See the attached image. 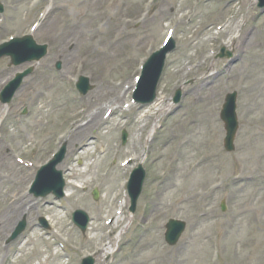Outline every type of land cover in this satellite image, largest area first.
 Returning a JSON list of instances; mask_svg holds the SVG:
<instances>
[{
    "label": "rangeland",
    "instance_id": "1",
    "mask_svg": "<svg viewBox=\"0 0 264 264\" xmlns=\"http://www.w3.org/2000/svg\"><path fill=\"white\" fill-rule=\"evenodd\" d=\"M1 1L0 44L33 33L49 53L20 66L0 59V91L18 71L35 67L12 102H0V262L80 264L90 254L96 264H264V8L258 0ZM168 35L177 47L158 86L157 97L166 102L134 104L142 62ZM223 48L234 56L217 57ZM82 74L95 85L87 95L75 86ZM206 74L212 77L203 85ZM178 88L183 96L175 104ZM234 90L240 127L235 151L227 152L220 112ZM115 101L131 108L73 142L76 121L90 120L88 105ZM63 143L67 152L57 168L75 188L68 182L70 195L60 200L27 194L35 169ZM134 155L141 159L119 166ZM140 164L146 178L131 213L124 180ZM14 196L26 199L11 205ZM78 208L91 217L85 233L71 222ZM112 209L123 212L116 227L104 222ZM39 214L50 218L51 229L37 223ZM24 215L26 231L4 245ZM169 218L187 223L175 246L164 238Z\"/></svg>",
    "mask_w": 264,
    "mask_h": 264
},
{
    "label": "water",
    "instance_id": "2",
    "mask_svg": "<svg viewBox=\"0 0 264 264\" xmlns=\"http://www.w3.org/2000/svg\"><path fill=\"white\" fill-rule=\"evenodd\" d=\"M260 6H264V0H260ZM0 10H3L2 4H0ZM175 48L174 40H171L170 44L162 49L159 52L153 54L150 59L146 62L144 66L143 76L140 80L141 88H144L146 85H149V81H152L151 86V96L150 101L153 100L155 97V89H156V82L158 81L163 65L166 54ZM48 53V45H40L31 37L25 36L22 38H16L11 42L5 43L0 47V57L4 55H10L13 59L15 64H20L26 61H33V60H40ZM230 55V54H229ZM57 68H61V63L57 64ZM32 69H28L23 73L17 74L16 78L10 82V84L5 88L4 92L2 93L3 101H9L15 91L20 87L23 79L27 76ZM79 89L83 93H87L92 86L90 84L89 78L87 77H80V80L77 84ZM236 97L237 93H231L228 95L227 103L224 106V110L222 112V118L226 123L227 129V137L225 139V146L226 148L231 151L235 149L234 139L238 129V120L236 115ZM181 98V92L178 91V94L175 98V101L178 102ZM65 153V148L58 154L56 159L51 163V165L45 166L42 168V177L37 181V184L34 188V192L36 195H46L51 190H55L58 197H62L64 195L63 188L65 182L62 177V172L57 171L55 166L63 159ZM137 182H136V189L132 192V199H133V210H135L137 198L141 192L143 178H144V171H140L137 174ZM75 218L79 225L85 229L87 222L89 221L86 213L82 210H78L75 213ZM185 222L180 220L171 219L167 224V232H166V240L168 243L174 245L177 243L179 237L181 236L182 232L185 229ZM26 227V220H23L16 232L14 233L13 238H15L21 231H23ZM93 260L89 259V262H85V264H92Z\"/></svg>",
    "mask_w": 264,
    "mask_h": 264
},
{
    "label": "bare ground",
    "instance_id": "3",
    "mask_svg": "<svg viewBox=\"0 0 264 264\" xmlns=\"http://www.w3.org/2000/svg\"><path fill=\"white\" fill-rule=\"evenodd\" d=\"M212 76H210L209 74H206L203 76V78H201V83L203 85L206 84V82H208V80L211 78ZM202 85V86H203ZM202 89V88H201ZM113 90V89H111ZM202 90H205L204 88ZM111 94V92H105L104 95H108ZM124 96V94H123ZM122 95L116 96L115 99H119L123 97ZM126 102L122 101L121 103H118L117 101L106 105V107L104 108H97L95 106H90L88 105V107L90 108V112H91V117L90 120L86 121V122H81L83 121V117L80 118V122L77 124V126L73 129V133L77 134V137L73 140V142H77L79 141V143H81L82 141L86 140L87 136L89 135V133H91V131L93 129H97L99 127H102L104 124L107 123V121L114 115L117 113L118 110H122L124 108V104ZM156 107H163V99H157L156 102H154ZM93 107V108H92ZM131 108V107H129ZM140 120V118H139ZM198 125V123H196ZM143 125H141L140 127V131L142 130ZM196 132V131H195ZM196 134H194L193 136H195ZM86 143V146H88L87 148H85V152H89L90 151V144ZM77 146V145H76ZM140 155H135L134 159H139ZM119 166H123V163H120ZM85 169L83 171H81V175H85ZM197 172L195 171V169H191L189 168V175L190 177L194 178L196 176ZM74 178V176H73ZM76 185V182H74L73 180L69 181V186L70 189H74ZM67 195H70L69 192L67 193ZM26 198H23L21 201L18 199L17 196H14L13 199V203H11V205H15V206H19L21 205ZM122 218L121 217H115V221H113V225L114 227L117 226V224L119 222H121ZM95 237V236H94ZM24 241L22 242L23 245ZM48 262V260H46ZM46 263V262H45Z\"/></svg>",
    "mask_w": 264,
    "mask_h": 264
}]
</instances>
